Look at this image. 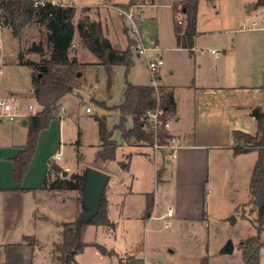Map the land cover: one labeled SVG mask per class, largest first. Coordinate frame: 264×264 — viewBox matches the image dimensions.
<instances>
[{
	"label": "crops",
	"instance_id": "obj_1",
	"mask_svg": "<svg viewBox=\"0 0 264 264\" xmlns=\"http://www.w3.org/2000/svg\"><path fill=\"white\" fill-rule=\"evenodd\" d=\"M184 1L153 0L134 6L137 8L144 5L136 14L137 22L139 20L143 22L150 18L156 20L158 31L154 41L157 44L172 51H190V56L181 65V77L172 78L170 83L161 84L172 90L176 102L175 115L171 120L170 128V132L179 138L175 154L171 156L165 150H156L153 145L144 140L131 139L128 141L123 137V142H119L114 138L119 143L118 148L123 151V159L119 160L122 169L112 171L108 166L105 167L109 160H102L103 167L95 166L94 164L99 161L97 154L102 143L96 116L104 115L108 128L112 130L109 120L111 117H118L120 120V113L118 111L107 112L102 107L100 113L87 120L89 114L82 115L77 111L68 113L62 108L63 113L60 114L56 111V117L51 120L49 127L40 132L36 151L23 176L21 188H19L18 182L14 178L15 165L12 158L22 149L27 140V133H25V129L19 133L17 128L6 132H4L6 128H0V264H35L36 246L46 247L47 245L50 246L49 250L53 249L55 244L63 240V224L77 220L82 211L80 191L77 189L55 190L42 187L48 172V162L56 163L62 170L66 169L71 173L84 174L88 167L109 172L110 179L105 194L108 201V216L115 224L114 230L119 227L121 222L124 224L125 221L131 220L132 205H130V201L137 194L143 195L144 203L138 207V216L147 218V223L156 217L185 219L199 216L205 218L206 184L210 181L214 163L224 164L223 162H226L229 164L228 184L233 183L238 189L243 187L250 197V180L258 153L252 151L235 155L232 147V134L237 129H244L252 134L257 132V121L251 115V111L256 106H261L264 109V73L261 72L258 75L257 62L243 67L234 64L233 55L237 49V42L231 33L254 31L243 29L242 26H249L255 20L261 22L263 6H255L257 0H251L247 5H240L227 13L222 8V0H218V2L213 0L214 14L211 19H202L199 15L197 16L196 33L193 36L191 47H188V37L183 32L186 23L182 6ZM159 8L165 9L166 12H162L163 10ZM149 12H151L150 15ZM161 14L162 17L166 16V19L168 18L167 14H170V24L167 26L166 36L161 30ZM211 22H215V26ZM3 29L5 27L1 26V35H3ZM202 34L213 36L222 43L223 53L221 56L220 52H218V56L213 53V59L205 60L195 53L198 39ZM242 40L248 41V43L255 40L258 43L262 38L245 35ZM259 44L257 46H261ZM158 53L160 52L158 51ZM262 65L264 62L260 66L262 67ZM173 67V65L170 67L171 76L175 75L176 67L174 69ZM261 71L264 69L261 68ZM256 74V77L259 78L258 82L252 83L251 80L255 78ZM241 78L245 83H238ZM16 93L19 92L8 91L0 87V96L7 101L16 100L13 98ZM13 104L20 108L21 115L18 116L21 118L20 124L27 126L28 124H23V120L29 110L22 109L16 101ZM92 111L91 109L87 113H92ZM64 116L68 118L69 122L65 120ZM6 118L8 117L0 114V123ZM82 119H86L85 122L89 124L87 126L90 127L89 130H95L94 140L84 139V134L88 129L76 125V122H80ZM118 123L112 122V125ZM70 126L73 130L71 131L72 135L69 136ZM132 147L136 149L129 150ZM149 147L153 150L155 167L151 165ZM63 148L68 149L70 157L64 161H58L62 159ZM159 155L163 160L167 156L175 159L172 178L174 179V203L176 206L175 209L169 207L166 212L156 216L157 194L156 191L151 190L150 182L151 180H154L155 184L162 182L165 180L164 173L170 171L165 161L160 167L157 166ZM133 159L139 161L142 170L134 169ZM171 162L169 159L168 163ZM246 163L249 164L248 169ZM139 176L147 180L146 189H134L132 185H129V182L134 184L135 181H138ZM167 181L170 183V178ZM110 182L112 183L110 184ZM148 194H152L154 197V207L149 216L146 215ZM248 200L234 199V208H239ZM112 210L118 211V215L112 216ZM135 210L137 211V209ZM169 210L173 211L172 216H166ZM252 212L256 215V211ZM91 226L101 227L105 231L107 228L86 224L81 231V239L85 242L96 241L85 237V233L90 230ZM42 230H45V233L50 232L48 242L43 239L46 243L41 240ZM26 236L34 238L35 243L32 244L31 240H26ZM260 237L264 243V229ZM112 246L115 247V245ZM89 247L92 246H87L79 254L85 253ZM93 248L100 259L108 257L95 247ZM136 260L131 257L127 264H132ZM41 261L38 262L41 263ZM224 261L226 260L224 259ZM260 261L261 264H264V245L260 249ZM43 264L48 263L44 262ZM243 264H245L244 259Z\"/></svg>",
	"mask_w": 264,
	"mask_h": 264
},
{
	"label": "rangeland",
	"instance_id": "obj_2",
	"mask_svg": "<svg viewBox=\"0 0 264 264\" xmlns=\"http://www.w3.org/2000/svg\"><path fill=\"white\" fill-rule=\"evenodd\" d=\"M71 1L75 4L74 6L77 10L74 18L75 22L85 14H89L92 18L101 21L104 34L110 38L115 48H126L128 37L134 38L137 41V46L133 50V63L128 72L126 71L125 65H115L110 77L107 68L100 64L97 57L80 43L79 36L76 34L74 39L75 45L71 49V55L77 54L79 70L77 71L73 91L66 93L62 97L60 102L61 106L57 109L60 114L63 113V109L68 113L77 111L82 115L89 114L87 116L89 119L87 120H90L91 116L102 111V107L107 112L118 111L120 113L114 103H120L124 100L126 80L131 83L161 85L162 83H170L172 78L177 79L181 77V65L190 56V51H172L170 49H164V46L157 44L160 49L159 52L163 56L164 64L158 72L152 73L149 69L148 61L154 59L158 51L149 49L146 54H143L139 53L138 48L152 46V41L156 39L158 25L154 18L147 19L143 22L139 20L137 22L139 35L133 33L130 29L126 32L125 28L128 26L131 28V23L128 19L118 14L116 6L128 0ZM250 2L251 0H222L221 4L223 10L230 13L235 7L247 5ZM143 6L134 7L135 17ZM159 9L163 10L162 12H166L163 8ZM213 10V0H199L198 15L202 19H211L214 14ZM167 15V19L166 16L162 17V14L160 16L161 30L164 36L167 35L166 29L170 24V14ZM260 20L262 21V17H260ZM211 24L215 26L216 23L211 22ZM3 27H5L2 30L3 35L0 34V87L8 91L22 93H16L13 96L16 99L14 101L19 103L22 109L28 110L29 104L34 105L36 103L31 83V69L28 66L18 64V54L20 51H23L25 58L40 60L41 56L39 53L28 52L27 49L33 42H39L41 40L45 42L46 29L42 25L29 24L22 30L20 37H15L9 27ZM231 34L232 36L234 35L235 42H237V49L233 55L234 64L243 67L257 62L258 75L261 72L264 73V71H261V68L264 69V65L262 67L260 66L264 62V30L239 31L236 33L232 32ZM245 35L260 36L262 40L258 43L255 40L252 43H248V41L244 42L242 37ZM257 44L261 46H257ZM212 49L220 52V56L223 53L222 43L218 39L213 36L200 35L195 53L205 60H211L214 58ZM172 65L176 67L175 75L173 76L170 74V67ZM256 76L257 74L251 80L253 81L252 83L258 82L259 78ZM243 80V78L239 79L238 83H245L242 82ZM14 101L12 100V103ZM87 107L93 110L92 113H87ZM65 118L69 122L68 118ZM20 120V117L14 119L6 118L0 123V128H6L4 132L11 131L12 128H17L19 133L25 129V133H28V125H21ZM85 121L86 119H82L80 122L77 121L76 125L88 129L84 134V139L92 141L96 136L95 130H89L90 127H87L89 124H86L87 122ZM109 121L113 130V138L119 142H123L122 130L112 125V122H119V118L111 117ZM131 126L132 119L128 118L125 127L130 128ZM72 130L70 126L68 129L69 136L72 135ZM135 149V147L129 148L131 151ZM148 150L151 152V165L155 167L153 150L150 147ZM162 150L168 152L166 149ZM122 152L118 148L116 158L109 160L105 167L108 166L112 171L121 170L122 166L119 160L123 159ZM171 156H167L163 160L159 155L156 162L157 166L160 167L165 161L168 168H170V171L164 173L165 180L156 184L154 180L150 182L151 190L153 192L156 191L157 194V204L155 205L156 216L166 212L169 207L175 209L176 206L174 203V179L172 178L175 159ZM69 157L70 152L67 148H63L62 159L58 161H64L69 159ZM169 159L172 161L170 164L168 163ZM98 160L97 164L94 165L103 167L102 160ZM224 160L226 161V159ZM132 161V165L136 171L142 170V166L138 160L134 161L133 159ZM223 163L212 164L210 181L206 184L205 218H200L199 216H192L185 219L156 217L147 223V218L138 216V207L144 203L143 195L137 194L130 201V205H132V218L130 221H125L126 223L124 224L121 222L116 230L106 228L105 231L101 227L91 226L90 230L85 233L86 239L96 240L108 248H112V245H115L113 248L117 254L108 256L106 259H100L95 254L92 246L87 248L85 253L78 255V264H127L131 257L137 259L132 264H202V258L204 256H208L209 264H243L242 251L239 248V243L241 240L256 233V228L253 223L257 214L255 215L252 212L254 210L253 205L249 203L243 207L242 204L239 208H234V199L247 201L249 195L243 187H239L238 189L233 183L228 184V176L230 175L228 170L230 166L226 162ZM245 165L248 169L249 164L246 163ZM70 174L71 172L68 171L67 175ZM60 175L63 174L61 173ZM168 178H170V183L167 181ZM129 185H132L134 189H146L148 183L146 179L139 176L138 181H135L134 184L129 182ZM111 214L112 216H117L118 211L112 210ZM233 217L235 218L234 222L232 221ZM167 224H169V228L166 227ZM83 226L86 225L84 224ZM41 236V240L44 239L48 242L50 232L45 233V230H42ZM44 240L43 243H46ZM229 241H232L234 244V250L231 253H226L224 252V248L228 245ZM31 243H35V240H31ZM49 247L47 245L46 247H42L41 245L40 247L36 246L35 264H43L44 262L48 264H59L55 257L57 254L54 252L55 246L51 250H49ZM39 260H42L41 263L38 262Z\"/></svg>",
	"mask_w": 264,
	"mask_h": 264
},
{
	"label": "trees",
	"instance_id": "obj_3",
	"mask_svg": "<svg viewBox=\"0 0 264 264\" xmlns=\"http://www.w3.org/2000/svg\"><path fill=\"white\" fill-rule=\"evenodd\" d=\"M146 1L128 0V2L119 5L130 8ZM152 1L148 0V2ZM198 2L199 0H185L182 3L186 22L183 32L188 37V47H191L193 36L196 33ZM255 6H264V0H257ZM76 13L75 6H63L51 1L38 6L34 4V0H0V26L9 27L15 37H20L22 30L29 24L42 25L46 29L45 42L42 40L33 42L27 49L28 52L39 53L40 60L25 58L23 51L18 54V64L31 69L33 96L36 102L43 107L39 112L26 116L27 140L22 149L12 158L15 165L14 178L18 182L19 188H21L23 176L36 151L40 132L49 127L51 120L56 117L62 97L74 89L79 60L77 54L71 55V49L74 46L76 34L79 36L80 43L87 47L97 57L99 63L107 68L110 77L115 65H125L128 72L133 63L132 54L137 46V41L134 38L128 37V45L125 49L115 48L107 35L104 34L100 20L85 14L75 22ZM125 29L127 32L128 27ZM160 103L168 111V117L173 118L176 102L172 90L167 86H163ZM156 105V92L152 84H135L126 80L124 100L115 106L120 111V120L115 127L122 130L123 137L128 141L131 139L144 140L153 145V136L145 129L142 118L146 110L154 108ZM251 115L257 121V132L252 134L241 129L234 130L232 147L235 155L252 151L258 153L251 175L250 197L247 202L253 205L257 214L253 223L256 233L241 240L239 248L242 251L245 264H261L260 249L264 245L260 237L264 229V109L261 106H256L252 109ZM128 118L132 119L131 128L125 127ZM96 120L102 142L97 159L114 160L119 143L113 138V130L108 128L106 117L96 116ZM161 134L163 137L168 135L166 131ZM48 163V172L42 183L43 188L82 191L84 174L60 175L62 168L56 163ZM153 207L154 197L152 194H148L147 216L150 215ZM76 222L77 220L63 224V240L55 244L54 248L59 264H78L76 256L87 246L95 247L103 255L117 254L113 248H108L100 242L83 241L81 239L82 228L80 233H77ZM84 224L115 229L114 222L108 216V201L105 192L100 200L97 214ZM26 240H34V238L26 236ZM202 264H209L208 256L202 258Z\"/></svg>",
	"mask_w": 264,
	"mask_h": 264
},
{
	"label": "built area",
	"instance_id": "obj_4",
	"mask_svg": "<svg viewBox=\"0 0 264 264\" xmlns=\"http://www.w3.org/2000/svg\"><path fill=\"white\" fill-rule=\"evenodd\" d=\"M48 1H51L52 3H55V4H60L63 6H74L75 5L71 0H34V4L38 6L44 5ZM116 9L120 16H123L124 18L130 21L131 28L130 26H128V29H130L133 33L139 35V28H138V23L135 17L134 6L130 8H124L118 5L116 6ZM242 28L252 29V30H256V29L264 30V6H263V13H262V21L258 22L257 20H255L249 26L244 25L242 26ZM149 49H154L157 51L160 50L157 45V42L154 40L152 41L151 47L142 46L141 48L140 47L138 48L139 53H143V54H146L147 50ZM212 53L216 54V56L219 55L218 51L215 49H212ZM163 64H164V59L160 53H157L154 59H150L148 61V66L152 73L158 72L160 68L163 66ZM153 86L155 87L157 105L154 108H150L146 110L142 118L144 122L143 125L145 129L148 132H150L153 136V139H154L153 147L156 150L166 149L168 150L169 154L173 156L178 147L179 138L175 134L170 132L172 118L168 117V111L164 107H162L160 103V95L163 89V85H153ZM42 109L43 107L38 102H36L34 105L29 104L28 105L29 111L27 115L31 113H37ZM0 111H1L0 114L2 116H6L10 119H14L21 115L20 108L18 105L5 100L1 96H0ZM87 111H91V108L87 107ZM163 131L167 132L168 135L166 137L162 136L161 133ZM58 157H59V154H58ZM172 215H173V211L169 210L167 212V216H172ZM166 227L167 228L170 227L169 224H167Z\"/></svg>",
	"mask_w": 264,
	"mask_h": 264
},
{
	"label": "water",
	"instance_id": "obj_5",
	"mask_svg": "<svg viewBox=\"0 0 264 264\" xmlns=\"http://www.w3.org/2000/svg\"><path fill=\"white\" fill-rule=\"evenodd\" d=\"M23 124H27L26 118L23 120ZM62 174L67 175L68 170L64 169ZM109 179L110 175L107 172L94 167L86 168L81 191L82 211L76 222L77 233H80L82 223H87L97 214L100 200L105 192ZM232 221H235L234 217ZM233 250L234 244L232 241H229L228 245L224 248V252L231 253Z\"/></svg>",
	"mask_w": 264,
	"mask_h": 264
}]
</instances>
